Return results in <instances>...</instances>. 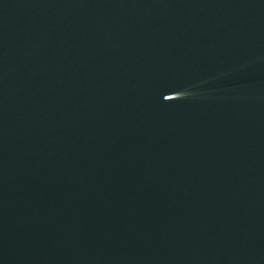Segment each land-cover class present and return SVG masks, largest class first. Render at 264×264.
<instances>
[{
    "label": "water",
    "instance_id": "water-1",
    "mask_svg": "<svg viewBox=\"0 0 264 264\" xmlns=\"http://www.w3.org/2000/svg\"><path fill=\"white\" fill-rule=\"evenodd\" d=\"M0 264H264V0H0Z\"/></svg>",
    "mask_w": 264,
    "mask_h": 264
}]
</instances>
